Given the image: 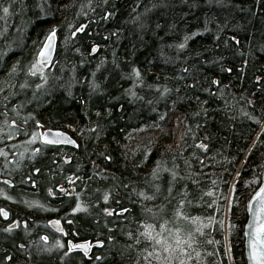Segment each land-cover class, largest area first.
Returning a JSON list of instances; mask_svg holds the SVG:
<instances>
[{
	"label": "trees",
	"instance_id": "1",
	"mask_svg": "<svg viewBox=\"0 0 264 264\" xmlns=\"http://www.w3.org/2000/svg\"><path fill=\"white\" fill-rule=\"evenodd\" d=\"M263 163L264 0H0V264H145L140 222L190 231L177 207L185 264H246Z\"/></svg>",
	"mask_w": 264,
	"mask_h": 264
},
{
	"label": "snow or ice",
	"instance_id": "2",
	"mask_svg": "<svg viewBox=\"0 0 264 264\" xmlns=\"http://www.w3.org/2000/svg\"><path fill=\"white\" fill-rule=\"evenodd\" d=\"M3 11L7 13L9 9L7 7L3 8ZM55 28H53L47 35L44 40L42 46L38 48V51L35 56V61L28 68V72L35 76L37 73L41 76L42 80L47 79L44 75V68L47 67V63L51 60V51L53 47V41L55 39ZM183 47V45H180ZM93 51L96 50V47L93 46ZM99 67V66H98ZM133 72L138 77L140 74L134 68ZM259 79V77H257ZM215 83V81H213ZM41 85L37 84L36 87L39 88ZM167 91V89H165ZM134 95V93H133ZM39 123V122H37ZM51 130H48L50 133ZM48 133H33V137L39 136L42 141L50 142V143H57L59 142V137H65L67 139L66 134L57 131L56 133L52 134L51 139L49 138ZM69 143H75V141L68 140ZM201 147H205V145H200ZM169 191H171V186L169 187ZM141 195H144L141 192ZM187 195V192L184 193ZM104 199L107 200V194L104 196ZM179 205L183 206L185 204L184 199L179 200ZM191 203V201H189ZM248 211L250 213L249 223L246 225L247 231L245 235L247 237V244H248V256L251 264H264V184H261L258 190L252 195L251 199L248 201ZM163 207V205H161ZM80 208L79 201L77 202V207L73 208L72 211L75 212L77 209ZM105 212H109V209H104ZM123 211V209L121 210ZM0 214L7 215L2 209H0ZM174 215L177 218H182L185 221H190L193 225L190 231L185 232L180 227H175L171 229H166L165 225L168 223L167 220L161 222L159 224V231L156 230V226L151 223H144L141 221L140 223L143 224L144 231L142 235L148 241H151L149 247H151V251L144 249L145 252V264H153V261L156 264H185L186 259L190 260V256H186L188 249L191 248L195 243V237L193 233H202V225L198 224L197 222L200 220L198 216H188L186 215L181 207H177L174 210ZM211 222V221H209ZM49 223L54 225H59V221H50ZM222 223V221H221ZM12 225H9L11 228ZM58 231H63L62 228H57ZM167 232V235L163 233ZM131 236V233L128 234ZM41 239L47 240L48 237L44 236ZM111 239V237H109ZM96 243H102L101 241H97ZM69 244V251L73 248H78L84 250V254L87 255V249L90 247L87 241L83 243L74 244L71 241L68 242ZM56 245L63 247L60 244V241H56ZM195 255H199L198 252H194ZM151 258V259H149Z\"/></svg>",
	"mask_w": 264,
	"mask_h": 264
},
{
	"label": "water",
	"instance_id": "3",
	"mask_svg": "<svg viewBox=\"0 0 264 264\" xmlns=\"http://www.w3.org/2000/svg\"><path fill=\"white\" fill-rule=\"evenodd\" d=\"M46 37H47V36H46ZM43 43H44V42H43ZM55 43H56V37H55V39H54V41H53V47H52V51H51V57H52V55H53V53H54V50H55ZM42 45H43V44H42ZM57 131L66 134V137H67V139H65V137H59V142H57V143L65 144V145H70V146H74V145H75V143H69V142H68V140H72V141H74V140H73V138L71 137V135L68 134V133L65 132V131L54 130L53 132L48 133L49 138L51 139L52 134L56 133ZM261 184H264V163H263V166H262V170H261V174H260V180H259V183H258V185L254 188V190L252 191L251 195H250L249 198H248V201L251 199L252 195L258 190V188H259V186H260ZM248 201H247V205H246V220H245V223H244V226H243V250H244V258H245L246 264H251V262H250V260H249V256H248L247 237H246V235H245V232L247 231L246 225H248V223H249V218H250V213H249V211H248V207H249V206H248ZM50 221H57V220H55V219H50L49 222H50ZM10 225H12V227H13V226H15V223H12V224H10ZM49 225H50V227H51L54 231H58V230H57L58 227L61 228V224H60V223H59L58 226H57V225H54V224H51V223H49ZM84 241H87V240H80V241H76V242H72V241H71V242L74 243V244H77V243H83ZM87 242H88V244H89L90 247H91L92 244L89 243V241H87ZM68 247H69V244H68ZM90 247L87 249V254L89 253ZM73 250H80V251H83V252H84V250H82V249H78V248H73Z\"/></svg>",
	"mask_w": 264,
	"mask_h": 264
},
{
	"label": "bare ground",
	"instance_id": "4",
	"mask_svg": "<svg viewBox=\"0 0 264 264\" xmlns=\"http://www.w3.org/2000/svg\"><path fill=\"white\" fill-rule=\"evenodd\" d=\"M45 40V39H44ZM44 42V41H43ZM52 58V57H51ZM51 130V132H53L54 130H52V129H50ZM60 131H64V130H62V129H59ZM66 132V131H65ZM41 133H48V130H43ZM72 137V136H71ZM73 138V137H72ZM73 140H74V138H73ZM75 141V140H74ZM46 143H48V142H46ZM76 143V142H75ZM58 144H60V143H58ZM65 145V144H64ZM6 183H9L10 184V182L8 181V180H6ZM5 212V211H4Z\"/></svg>",
	"mask_w": 264,
	"mask_h": 264
},
{
	"label": "rangeland",
	"instance_id": "5",
	"mask_svg": "<svg viewBox=\"0 0 264 264\" xmlns=\"http://www.w3.org/2000/svg\"><path fill=\"white\" fill-rule=\"evenodd\" d=\"M45 63H47L48 64V62H45ZM56 232H60V231H56ZM68 246V245H67ZM68 249H69V247H68ZM83 252V251H82ZM84 253V252H83Z\"/></svg>",
	"mask_w": 264,
	"mask_h": 264
},
{
	"label": "flooded vegetation",
	"instance_id": "6",
	"mask_svg": "<svg viewBox=\"0 0 264 264\" xmlns=\"http://www.w3.org/2000/svg\"><path fill=\"white\" fill-rule=\"evenodd\" d=\"M3 211H6L5 209H2ZM5 216V215H4Z\"/></svg>",
	"mask_w": 264,
	"mask_h": 264
}]
</instances>
